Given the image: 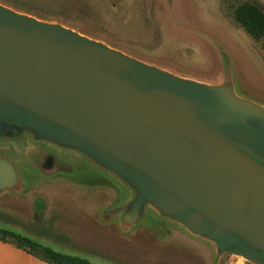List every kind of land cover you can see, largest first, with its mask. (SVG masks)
Returning <instances> with one entry per match:
<instances>
[{"label": "water", "instance_id": "obj_1", "mask_svg": "<svg viewBox=\"0 0 264 264\" xmlns=\"http://www.w3.org/2000/svg\"><path fill=\"white\" fill-rule=\"evenodd\" d=\"M0 119L82 153L144 205L215 245L264 264V108L0 5ZM18 189L0 158V195Z\"/></svg>", "mask_w": 264, "mask_h": 264}, {"label": "rangeland", "instance_id": "obj_2", "mask_svg": "<svg viewBox=\"0 0 264 264\" xmlns=\"http://www.w3.org/2000/svg\"><path fill=\"white\" fill-rule=\"evenodd\" d=\"M242 4L264 12V0H0L174 76L228 84L237 98L264 108V40L236 22L234 10ZM79 154L25 128L1 131L0 158L13 164L25 189L0 195V229L71 244L72 255L91 264H223L214 244L150 205L131 228L117 217L100 219L101 212L125 210L137 193ZM42 202L43 210L37 208ZM68 223L72 234L56 232ZM236 262L248 264L225 259Z\"/></svg>", "mask_w": 264, "mask_h": 264}, {"label": "trees", "instance_id": "obj_3", "mask_svg": "<svg viewBox=\"0 0 264 264\" xmlns=\"http://www.w3.org/2000/svg\"><path fill=\"white\" fill-rule=\"evenodd\" d=\"M236 22L254 40H264V12L253 4H242L234 10ZM1 240H11L18 247L43 258L49 264H91L85 259L64 255L44 247L20 234L0 229Z\"/></svg>", "mask_w": 264, "mask_h": 264}, {"label": "crops", "instance_id": "obj_4", "mask_svg": "<svg viewBox=\"0 0 264 264\" xmlns=\"http://www.w3.org/2000/svg\"><path fill=\"white\" fill-rule=\"evenodd\" d=\"M38 175H40V174H38ZM18 188H19L18 190L14 191L15 194H20L25 189L22 187V184L20 182V178H18ZM4 193H6V192H4ZM4 193H2V194H4ZM43 206H44V204L42 202V205L37 207V208L43 210ZM98 215H99L100 219L103 217L108 219L106 221L107 223L110 222L109 221L110 219L113 221L117 217V218H119V224H120V222L124 216V210L119 211V212H115V213H109L108 211L107 212H101ZM0 225H2L1 222H0ZM2 226H4V225H2ZM58 227H59V224H58ZM65 227L66 228H63L62 230L57 229L56 232L58 231V233H66V235L72 234V232H71L72 226L68 223ZM53 229H55V228H53ZM3 230H5V229H3ZM8 231L16 233L13 230H8ZM17 234H20L24 237H27L33 241L35 240V242L40 244V245H42L43 243H45V245L50 244L49 246H45V247L51 248L53 251H56L58 253L61 252V254H64V255L75 256V255H72V254H74V252H71V248H72L71 244H67V245L64 244V246H63L60 244L59 240H55V241H52V240L47 241L46 239L42 240V239H39L37 237L36 238L32 237L30 234L24 233V232H20ZM63 237H65V236H63ZM63 242L66 243L65 240H63ZM42 246H44V245H42ZM68 252H70V253H68ZM0 264H49V263L46 262L43 258L29 252L27 249H23V248L18 247L11 240H8V239L7 240H1L0 239Z\"/></svg>", "mask_w": 264, "mask_h": 264}, {"label": "flooded vegetation", "instance_id": "obj_5", "mask_svg": "<svg viewBox=\"0 0 264 264\" xmlns=\"http://www.w3.org/2000/svg\"><path fill=\"white\" fill-rule=\"evenodd\" d=\"M20 128V129H22V128H25V129H27V130H30V129H28L27 127H25V126H23V125H21V124H18V123H16V122H13V121H9V120H5V119H0V132L2 131V132H4V130L6 129H13V128ZM31 131V130H30ZM67 148H69V147H67ZM79 155H81V156H84V155H82V154H79ZM86 158V157H85ZM262 158L264 159V156H262ZM260 255L262 256V257H264V254L263 253H260Z\"/></svg>", "mask_w": 264, "mask_h": 264}, {"label": "built area", "instance_id": "obj_6", "mask_svg": "<svg viewBox=\"0 0 264 264\" xmlns=\"http://www.w3.org/2000/svg\"><path fill=\"white\" fill-rule=\"evenodd\" d=\"M234 258L237 259V260H239V259L243 260L242 258H238V257H234ZM244 262H246V261L244 260ZM235 264H238V262H236ZM248 264H250V263H248Z\"/></svg>", "mask_w": 264, "mask_h": 264}]
</instances>
